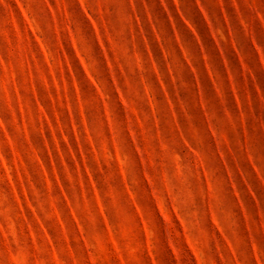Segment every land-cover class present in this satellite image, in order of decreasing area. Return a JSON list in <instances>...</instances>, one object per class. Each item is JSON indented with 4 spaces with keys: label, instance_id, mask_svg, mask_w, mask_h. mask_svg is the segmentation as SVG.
Instances as JSON below:
<instances>
[{
    "label": "rangeland",
    "instance_id": "rangeland-1",
    "mask_svg": "<svg viewBox=\"0 0 264 264\" xmlns=\"http://www.w3.org/2000/svg\"><path fill=\"white\" fill-rule=\"evenodd\" d=\"M0 264H264V0H0Z\"/></svg>",
    "mask_w": 264,
    "mask_h": 264
}]
</instances>
